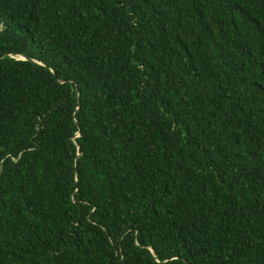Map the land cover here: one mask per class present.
<instances>
[{
    "label": "trees",
    "instance_id": "1",
    "mask_svg": "<svg viewBox=\"0 0 264 264\" xmlns=\"http://www.w3.org/2000/svg\"><path fill=\"white\" fill-rule=\"evenodd\" d=\"M0 264H264V0H0Z\"/></svg>",
    "mask_w": 264,
    "mask_h": 264
}]
</instances>
